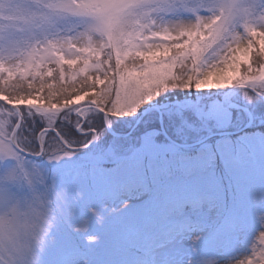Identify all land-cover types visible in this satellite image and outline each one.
<instances>
[{
	"label": "rangeland",
	"instance_id": "374dc122",
	"mask_svg": "<svg viewBox=\"0 0 264 264\" xmlns=\"http://www.w3.org/2000/svg\"><path fill=\"white\" fill-rule=\"evenodd\" d=\"M62 2L0 0V69L7 70L9 76L24 71L32 74V70L37 72L35 77H46L51 75L48 64L54 62L56 55H67L65 60L71 65L81 62L84 56L99 58L97 45L103 47L102 39L106 38L103 32L84 17L56 11V5ZM225 2L144 0L140 12L132 19L144 25L154 22L158 28H176L219 16ZM230 2L237 6V14L225 26L220 39L202 55V68L219 60L234 36H243L245 22L264 28L261 18L264 0ZM159 38L170 37L165 34ZM240 91L227 87L197 91L193 87L187 95L204 94L202 98L168 104L164 98L149 102L148 107H162L167 121V125L163 122L164 129L168 128L179 140L192 141L184 143L190 145L206 135L236 132L244 127L233 120L230 111L235 108L234 99ZM88 95L82 94L71 102L79 104ZM0 98L5 96L0 94ZM30 103L37 100L31 99ZM44 109L60 111L58 106ZM27 113L25 118H31L33 113L29 110ZM79 113L83 117L87 110ZM157 115L145 118L126 140H116L122 161L119 184L128 207L121 209L120 200L109 201L106 206L114 214L108 216L89 209L88 215L74 219L63 236L55 240L48 238L46 231L37 232L31 239L29 264H41V259L44 264H187L192 253L200 264H242L254 251H264V241L259 238L264 235V153L259 142L248 167L234 176H225L217 150L228 141L219 138L194 148H178L163 140L159 119L155 122ZM17 116L16 111L0 105V144L10 140L7 128ZM24 121L23 117L21 134L27 135ZM134 121L135 117L124 124L110 120L108 123L124 132ZM48 138L51 143L52 136ZM194 149H198L197 157L186 156ZM82 151H74V155L62 157L58 163L68 166L82 163L79 159ZM180 151L184 155L181 161L166 160ZM20 159L23 164L16 169L15 183H7L9 177L0 167V189L22 191L28 187V180L35 183L43 178L42 172L39 176L32 174V165L42 163L37 162L39 158ZM137 159H142L143 165L134 164ZM25 172L31 174L28 180ZM25 211L22 204L16 205L7 198L0 203V240L7 239L8 226L17 216L23 226L21 237L30 234L32 222L23 215ZM39 219L42 227H54V217Z\"/></svg>",
	"mask_w": 264,
	"mask_h": 264
},
{
	"label": "snow or ice",
	"instance_id": "6c2138e0",
	"mask_svg": "<svg viewBox=\"0 0 264 264\" xmlns=\"http://www.w3.org/2000/svg\"><path fill=\"white\" fill-rule=\"evenodd\" d=\"M143 4L144 0H126L125 3L63 0L56 5L58 12L90 20L106 37L102 39L103 47L97 45L99 58L87 61L90 68L72 81L76 91L81 94L87 91L93 101L85 116L67 109L59 112L44 109L38 102L30 103V96L13 99L4 94L5 99H0L5 109H19V115L11 119V126L7 128L11 139L0 144V167L9 177L7 183L17 181L16 169L23 164L20 158L25 155L42 161L40 165H32V174L43 173V178L33 183L28 180L31 174L25 172L28 187L22 191L0 189V203L7 198L16 205L22 204L26 210L23 215L32 222L30 234L23 237L19 216L9 224L7 239L0 240V264H29L31 239L37 232L46 231L48 238L55 240L63 236L74 219L88 215L89 209L108 216L114 214L106 206L109 201L120 200L121 209L128 207L119 184V145L111 135L116 125L108 123L112 118L108 113L116 106L131 115L162 90L238 88L241 91L234 99L236 107L230 110L233 120L243 126L250 124L253 129H264V28L245 22L243 36H234L219 60L202 68V55L220 39L225 26L237 14V6L226 0L221 14L210 20L198 19L194 24L158 28L154 22L144 25L133 21ZM165 34L170 38H159ZM48 68L51 75L45 77L47 83L33 81V90L38 95L45 92L53 96L64 94L69 90L65 86L76 72V65L71 69L65 65L62 78L61 69L54 63H49ZM89 102L86 98L75 107L82 108ZM21 108L42 117L44 127L39 132L25 129L28 135L21 134L24 115ZM61 113L65 115L61 117ZM100 114L104 120L98 126L95 121L88 123L89 117L98 118ZM73 115H77L75 121H72ZM57 120L63 128L55 127ZM48 132L53 134L51 143L46 135ZM257 141L264 153V132L259 137L250 132L217 150L225 176H234L248 167ZM77 147L83 150L79 158L82 163L72 166L58 163L62 157L74 155ZM49 215L55 218L54 227L50 229L42 227L39 219ZM259 238L264 241V235ZM41 264H44L43 259ZM187 264H200L195 253L190 255ZM242 264H264V251H254Z\"/></svg>",
	"mask_w": 264,
	"mask_h": 264
},
{
	"label": "trees",
	"instance_id": "16d2710c",
	"mask_svg": "<svg viewBox=\"0 0 264 264\" xmlns=\"http://www.w3.org/2000/svg\"><path fill=\"white\" fill-rule=\"evenodd\" d=\"M65 56H67V55H64V56L56 55L54 57V62H53L57 69H61V71H60V77L61 78L64 75V71H63L64 66L68 65L69 69H71L72 66H73V65L70 64V61H66L65 60ZM90 59H98V58H96V57H92L91 58L89 56H84V59L82 58V61L79 62V64L78 63L75 64L76 65V72L71 74V76L69 78V84L67 86H65L69 90L66 91L64 94H62L60 96H53V95H51L48 92H45L43 95H38L37 92L35 90H33L31 82L35 81L36 83H47V80L45 79V77H39V76L35 77L37 72H31L32 70L30 71V73H32V74H29V73L24 74L25 71L24 72H17L15 74H13L12 76H9L7 70H4V69H0V94H2L3 96H5L4 94H8L13 99H15L17 96H21V95H22V97L24 99H27L30 96L32 99L37 100V102L39 103L40 106H42V108H50V107H53V106H58V107H60V110L61 109H67L69 112H75L78 116H80L78 114V112L80 110L84 109V108L91 107V104H92L93 101L91 100V97H90V94H89L88 97H87L89 99V101H90L89 104L83 105L82 108H76L75 107L76 104H72L71 100L74 99V98L79 97L82 94L79 91H76V88L72 84V81H74L76 79L77 75H82L85 71H87L90 68V65L87 63V61H89ZM22 74L23 75H28V76L24 77ZM191 90H192V88H191ZM32 91H34V92H32ZM86 93H87V91L83 92V94H86ZM187 93H188V89H183V88H171V89H168L167 91H163L162 90L159 95L153 96L152 99L149 102L154 101V100H156L157 102H160V101H163L164 98L168 99L166 104L173 103V102H182L185 99L195 101L198 98H202L203 95H204V94L194 95L193 93H191L188 96ZM34 95H36V97H34ZM149 102L144 103L143 105H141L136 110V112L134 114H131V115L128 114L127 110H122L121 106H116L114 111H110L108 113V115L112 117L109 120L111 122H113V121L123 122L122 124H124V123L130 122L135 117V121H134V123H135L136 120L138 119L139 115L144 111V109H146L148 107V103ZM130 107H131V105H130ZM158 109L162 113L163 122L166 124L167 121L165 120V117L163 115V108L162 107H158ZM89 110H87V112ZM21 112L25 115V116L23 115L24 120H26V121H24V123L26 125L25 129H31V130H33V132H39L40 129L44 127V123L41 121L42 117H40V116H35L34 117L32 115L31 118H25V117H27L26 114H28L27 113V109L21 108ZM155 113H157V112L148 113L142 119V121L139 123L137 128L133 131V133L140 127L141 123H143L145 118L149 117L151 114L154 115ZM64 115H65L64 113L60 114L61 117H63ZM77 115H73L72 116V121H75L77 119ZM117 116H123V117H117ZM118 118H119V120H118ZM103 120H104V117H103L102 114H100L98 118L97 117H90L88 119V123H93V121H95V125L98 126L101 122H103ZM155 122L158 123V115H157V121H155ZM134 123L131 124L128 127V130H125L124 132L121 131L122 129H119V128H115L114 132L115 133L118 132L120 134H125L132 128ZM55 127L56 128H63V125H62L60 120L56 121ZM165 130H166L167 134L169 135V137L173 141H175L176 143L177 142H179V143L182 142L183 144L184 143H192V141L188 142V141L179 140L175 135H173V133L171 131H169L168 128H166ZM250 132H254L255 135H259L262 132H264V129H261L259 127L253 129L252 126H251V127H249L247 130H245L240 135H229L227 137L216 136V137H213V138L209 139L210 140L209 142L215 141L217 139L219 140V138H224L222 140H226L228 142L229 141H235L238 137L246 135V134H249ZM27 135H28V133H27ZM46 135L47 136H52L53 134L51 132H49V133H46ZM113 137L116 140H126L127 139V137H115V136H113ZM162 137H163V140L167 141L166 138L163 135H162ZM176 147H178V146H176ZM178 148H180V147H178ZM191 148H194V147H191ZM181 149H184V148H181ZM191 151H192V153H188L189 155H186V156L197 157L198 149H194V150H191ZM183 156L184 155H183L182 151H180V153L174 155L172 158L171 157L166 158V160H169V161L173 160V161L177 162L179 160L181 161ZM25 158H27V157H25ZM159 159H161V158H159ZM35 160H37V159H35ZM37 162L41 163L42 161L39 159V160H37ZM141 162H142V159H137L133 163L136 164V165H143V163H141ZM121 163H122V161H121Z\"/></svg>",
	"mask_w": 264,
	"mask_h": 264
},
{
	"label": "water",
	"instance_id": "95a60500",
	"mask_svg": "<svg viewBox=\"0 0 264 264\" xmlns=\"http://www.w3.org/2000/svg\"><path fill=\"white\" fill-rule=\"evenodd\" d=\"M234 90H237V89H234ZM2 99V98H0ZM236 107V105H235ZM91 107H87V108H84L85 110H89ZM82 109V110H84ZM157 112L158 113V119H159V127H160V131L162 133V135L166 138V140L168 142H170L171 144L175 145V146H178L180 148H187V147H196L206 141H208L209 139L213 138V137H216V136H227V135H236L238 133H242L243 131L247 130L250 126V124L242 127L240 130L236 131V132H223V133H213V134H209V135H206L205 137L201 138L200 140L196 141L195 143L193 144H190V145H184V144H179V143H176L175 141H173L166 133L164 127H163V120H162V115H161V112L158 108L156 107H153V106H149L147 107L146 109H144V111L139 115L138 119L136 120V122L134 123V125L132 126V128L125 134H120V133H114L113 131L111 132V135L115 136V137H128L129 135H131L133 133V131L137 128V126L139 125V123L142 121V119L150 112ZM16 113L17 115H19V109L16 110ZM49 133V132H48ZM10 139H11V136H10ZM74 151H81L80 148H76L74 149ZM25 157H28V158H34L33 156L31 155H25Z\"/></svg>",
	"mask_w": 264,
	"mask_h": 264
}]
</instances>
